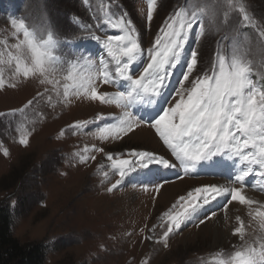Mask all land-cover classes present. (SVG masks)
Listing matches in <instances>:
<instances>
[{
    "label": "snow or ice",
    "instance_id": "6c2138e0",
    "mask_svg": "<svg viewBox=\"0 0 264 264\" xmlns=\"http://www.w3.org/2000/svg\"><path fill=\"white\" fill-rule=\"evenodd\" d=\"M224 3L222 23H229L234 13L237 29L256 27L243 0ZM157 8V0H147L148 24ZM206 14L205 7L192 10L186 0L164 19L154 39L145 46L133 21L126 14L116 16L105 5L100 23L115 34L89 36L99 47L95 56L87 50L67 56L50 29L36 26L28 18H13L10 37L0 40V90L32 80L42 87L21 108L0 112V116H24L30 110L42 119L43 114L36 111L42 102L55 108L86 100L114 104L121 111L118 115L97 114L76 120L64 131L76 134L95 124L89 134L107 143L123 140L143 127L152 129L175 162L154 151L131 149L114 154L95 144L74 153L81 163L95 161L93 153L103 154L108 163L100 170L107 167L118 176L106 188L108 192L138 170L176 169L179 165L184 175H189L199 174L200 169L228 167L227 183L204 184L179 196L158 223L140 229L148 233L141 240L167 247L172 234L200 209L219 199L226 222L230 219L229 206L234 203L248 209L249 219L246 223L235 216L230 235L238 243L231 244L230 251H215L202 264H264V203L246 194L247 188L257 185L264 191V184H260L264 180V77L254 78L253 62L236 40L227 49L218 46L207 66L201 64L198 50H187L194 29H199L197 41L204 35ZM258 36L264 43V30H258ZM178 69L179 78L174 80ZM105 86L114 90H101ZM100 121L107 122L99 125ZM35 122L31 121L33 125ZM17 131L19 144L27 146L34 127L29 130L21 124ZM4 152L7 155L8 150ZM103 176L107 179L109 172L103 171ZM249 177L257 179L249 184ZM166 183L168 180L161 178L155 183V192L159 193ZM144 190H148L147 185ZM214 216L215 211L206 219ZM253 224L256 228L250 232Z\"/></svg>",
    "mask_w": 264,
    "mask_h": 264
},
{
    "label": "rangeland",
    "instance_id": "374dc122",
    "mask_svg": "<svg viewBox=\"0 0 264 264\" xmlns=\"http://www.w3.org/2000/svg\"><path fill=\"white\" fill-rule=\"evenodd\" d=\"M185 2L157 0V11L148 24L147 0H12L0 3V40L10 37L11 19L24 17L36 26L50 29L65 55H79L87 50L95 56L99 47L89 36L115 34L100 23L104 6L108 5L116 16L126 14L133 21L142 42L148 46L164 19ZM243 3L256 27L237 29L234 13L230 14L229 23H222L224 0H189L192 10L205 7L207 14L204 35L197 41L199 29H194L187 50H198L201 64L207 66L218 46L227 49L236 40L243 54L253 62L254 78L264 77V43L258 36V30H264V0H243ZM179 71L174 80L179 78ZM41 87L32 80L14 89L0 90V112L21 108ZM101 90L114 89L105 86ZM36 111L43 114L42 119L30 110L24 116H0V201L7 199L10 203L14 214L13 233L21 242H42L47 246L45 264H141L144 260L148 264H202L215 251L221 248L230 251V245L238 243L230 230L237 215L248 222V209L236 203L230 205V219L226 222L223 201L219 199L200 209L172 234L167 247L141 240L148 233L147 230L141 233L140 229L145 224L151 227L158 223L162 213L179 196L204 184L227 183L228 167L200 169L199 174L189 175H184L179 165L176 169L138 170L126 177L116 190L108 192L106 188L118 176L107 167L100 170L102 164L108 163L103 154L93 153L95 161L81 163L74 153L95 144L114 154L131 149L154 151L175 162L154 131L143 127L123 140L105 143L89 134L97 127L95 124L76 134L64 130L76 120L94 118L97 114L118 115L121 110L114 104L85 100L52 108L42 102ZM21 124L29 130L34 127L27 146L18 142L17 129ZM103 171L109 172L107 179ZM214 171L220 174H210ZM161 178L168 183L156 193L155 183ZM184 179L187 181L175 184ZM256 179L249 177L248 183ZM246 194L264 203V191L259 185L255 189L247 188ZM213 211L216 216L206 219ZM200 220L205 222L200 224ZM254 228L255 224L249 231Z\"/></svg>",
    "mask_w": 264,
    "mask_h": 264
},
{
    "label": "trees",
    "instance_id": "16d2710c",
    "mask_svg": "<svg viewBox=\"0 0 264 264\" xmlns=\"http://www.w3.org/2000/svg\"><path fill=\"white\" fill-rule=\"evenodd\" d=\"M13 223L10 203L7 199L0 201V264H45L47 246L42 242H21L13 233Z\"/></svg>",
    "mask_w": 264,
    "mask_h": 264
},
{
    "label": "bare ground",
    "instance_id": "6f19581e",
    "mask_svg": "<svg viewBox=\"0 0 264 264\" xmlns=\"http://www.w3.org/2000/svg\"><path fill=\"white\" fill-rule=\"evenodd\" d=\"M139 133V132H138ZM141 133H139V135H140ZM152 137V136H151ZM148 140V139H147ZM152 141V140H151ZM155 142V141H154ZM187 180L186 179H184V180H182V181H180V182H177V183H175V184H181V183H184V182H186ZM213 181V180H212ZM214 182V181H213Z\"/></svg>",
    "mask_w": 264,
    "mask_h": 264
}]
</instances>
